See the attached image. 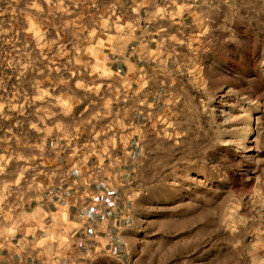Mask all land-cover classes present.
Returning a JSON list of instances; mask_svg holds the SVG:
<instances>
[{"label":"rangeland","instance_id":"1","mask_svg":"<svg viewBox=\"0 0 264 264\" xmlns=\"http://www.w3.org/2000/svg\"><path fill=\"white\" fill-rule=\"evenodd\" d=\"M52 1L36 31L52 60L24 102L74 132L121 95L96 58L132 24L96 0ZM190 44L162 118L146 130L119 264H264V0L212 1Z\"/></svg>","mask_w":264,"mask_h":264},{"label":"crops","instance_id":"2","mask_svg":"<svg viewBox=\"0 0 264 264\" xmlns=\"http://www.w3.org/2000/svg\"><path fill=\"white\" fill-rule=\"evenodd\" d=\"M51 1L0 0V264H119L147 127L162 118L214 0H96L97 11H122L132 24L96 58L121 95L74 132L24 102L52 60V42L36 35Z\"/></svg>","mask_w":264,"mask_h":264},{"label":"bare ground","instance_id":"3","mask_svg":"<svg viewBox=\"0 0 264 264\" xmlns=\"http://www.w3.org/2000/svg\"><path fill=\"white\" fill-rule=\"evenodd\" d=\"M264 84V83H263ZM246 102V101H245ZM232 106V105H231ZM225 109V108H224ZM227 109V108H226ZM230 108H228L227 110H229ZM226 110V111H227ZM231 110V109H230ZM222 111H223V109H222ZM221 112V111H220ZM226 114V113H225ZM228 114V113H227ZM224 116V115H223ZM226 117H228V116H226ZM233 125V124H232Z\"/></svg>","mask_w":264,"mask_h":264}]
</instances>
